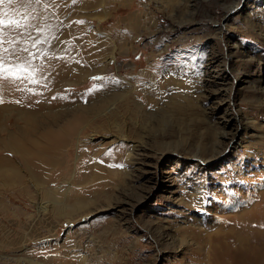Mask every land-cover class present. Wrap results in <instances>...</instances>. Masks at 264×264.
<instances>
[{
    "label": "rangeland",
    "instance_id": "374dc122",
    "mask_svg": "<svg viewBox=\"0 0 264 264\" xmlns=\"http://www.w3.org/2000/svg\"><path fill=\"white\" fill-rule=\"evenodd\" d=\"M20 2L0 264H201L205 229L264 191V0Z\"/></svg>",
    "mask_w": 264,
    "mask_h": 264
},
{
    "label": "bare ground",
    "instance_id": "6f19581e",
    "mask_svg": "<svg viewBox=\"0 0 264 264\" xmlns=\"http://www.w3.org/2000/svg\"><path fill=\"white\" fill-rule=\"evenodd\" d=\"M19 2L25 3L28 7L33 4L34 0H15L13 3L0 4V17L12 16L21 11L23 13L24 9L20 10L16 7ZM239 4L240 3L238 2L235 7L237 8ZM4 13H7V15L5 16ZM224 134L225 133H223V135ZM67 138L68 132L60 136V138L54 139L51 142V146H48L47 148L50 151L58 150ZM132 152L133 151H130L128 155L129 159L135 154ZM175 152L177 153V151ZM41 155L43 154L40 151L35 153V160H40ZM208 159L209 158H204L202 160L207 161ZM261 174L264 175V172ZM255 193H257L258 196H256L258 199L257 202L251 200L247 207H240L234 212H232L233 210H222L223 216L218 220H215L214 225L209 228L211 231L205 229L208 239L210 242H213V249L211 248L212 251H210L211 253L208 257L206 256V259L200 260L202 261L201 264H264V191H258ZM164 239V234H160L159 239L156 240L158 247H161Z\"/></svg>",
    "mask_w": 264,
    "mask_h": 264
},
{
    "label": "snow or ice",
    "instance_id": "6c2138e0",
    "mask_svg": "<svg viewBox=\"0 0 264 264\" xmlns=\"http://www.w3.org/2000/svg\"><path fill=\"white\" fill-rule=\"evenodd\" d=\"M13 2H15V0H0V4L13 3ZM4 15L6 16L7 13H4ZM14 23H16V21H14V20L5 21L3 19H0V26H5L6 27V26H8V24H14Z\"/></svg>",
    "mask_w": 264,
    "mask_h": 264
}]
</instances>
